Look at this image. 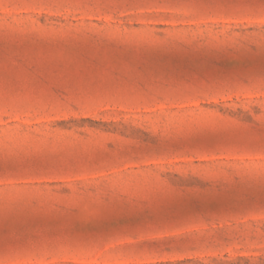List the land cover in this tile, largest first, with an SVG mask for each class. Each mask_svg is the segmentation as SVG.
Masks as SVG:
<instances>
[{
	"label": "rangeland",
	"instance_id": "obj_1",
	"mask_svg": "<svg viewBox=\"0 0 264 264\" xmlns=\"http://www.w3.org/2000/svg\"><path fill=\"white\" fill-rule=\"evenodd\" d=\"M0 264H264V0H0Z\"/></svg>",
	"mask_w": 264,
	"mask_h": 264
},
{
	"label": "snow or ice",
	"instance_id": "obj_2",
	"mask_svg": "<svg viewBox=\"0 0 264 264\" xmlns=\"http://www.w3.org/2000/svg\"><path fill=\"white\" fill-rule=\"evenodd\" d=\"M151 246H155V245H151ZM140 247H143V245H140Z\"/></svg>",
	"mask_w": 264,
	"mask_h": 264
}]
</instances>
